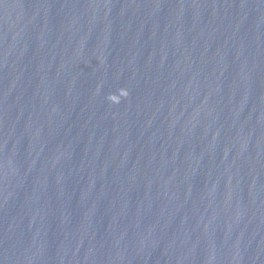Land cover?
<instances>
[{"label": "water", "instance_id": "water-1", "mask_svg": "<svg viewBox=\"0 0 264 264\" xmlns=\"http://www.w3.org/2000/svg\"><path fill=\"white\" fill-rule=\"evenodd\" d=\"M0 264H264V0H0Z\"/></svg>", "mask_w": 264, "mask_h": 264}]
</instances>
